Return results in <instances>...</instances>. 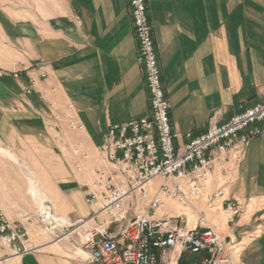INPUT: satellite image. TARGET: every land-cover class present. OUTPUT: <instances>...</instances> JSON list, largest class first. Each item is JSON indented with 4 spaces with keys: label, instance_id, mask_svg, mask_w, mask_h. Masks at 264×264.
<instances>
[{
    "label": "crops",
    "instance_id": "0c3cea01",
    "mask_svg": "<svg viewBox=\"0 0 264 264\" xmlns=\"http://www.w3.org/2000/svg\"><path fill=\"white\" fill-rule=\"evenodd\" d=\"M147 4L178 149L188 142V132L207 131L214 112L227 121L240 106L264 102V0H147ZM16 22V33L11 35L18 44L17 54L24 58L27 54L47 72L32 96L23 97L31 104L32 119L39 117L43 123L52 119L51 109L80 119L86 131L74 132V138L94 151L110 124L149 114L150 93L137 60L129 0H48L39 16ZM2 30L10 39V33ZM7 50L8 44H2V51ZM13 126L8 123V130L22 145L36 140ZM45 127L41 133L54 136ZM261 127L262 134L251 142L223 205L238 202L246 209L231 228V237L244 244V264H264V233H249L256 214L264 226V124ZM53 138L67 149L56 134ZM1 174L0 167V178ZM12 184L0 179V200L7 214L31 213L17 199L10 200ZM87 207L90 213L92 206ZM31 243L34 251L4 264L66 263L65 256L55 252L53 240L31 239Z\"/></svg>",
    "mask_w": 264,
    "mask_h": 264
},
{
    "label": "built area",
    "instance_id": "2783aa9c",
    "mask_svg": "<svg viewBox=\"0 0 264 264\" xmlns=\"http://www.w3.org/2000/svg\"><path fill=\"white\" fill-rule=\"evenodd\" d=\"M129 3L150 112L110 124L106 130L97 148L100 168L94 180L85 183L86 202L93 207L88 217L72 224L43 203L39 219L50 232L62 222L73 225L86 255L76 251L74 264H172L171 252L178 249L179 256H193L191 264H238V245L229 246L211 225H190L188 216L199 213L197 205L202 200L210 209L225 205L227 188L236 182L251 142L262 134L264 102L240 106L227 121H221L217 113L212 115L207 131L188 132V142L178 149L147 0ZM24 70L29 74V93L47 77L41 67L29 71L28 66H15L9 74L19 78ZM63 119L71 132L86 131L80 119L70 114ZM66 146L78 157L83 154L79 146ZM174 201L182 206L177 213L168 206ZM34 250L28 230L9 217L0 200V264Z\"/></svg>",
    "mask_w": 264,
    "mask_h": 264
},
{
    "label": "rangeland",
    "instance_id": "374dc122",
    "mask_svg": "<svg viewBox=\"0 0 264 264\" xmlns=\"http://www.w3.org/2000/svg\"><path fill=\"white\" fill-rule=\"evenodd\" d=\"M47 7L48 0H0V72H2L0 74V167L2 168L0 179L12 180L10 200L15 202L14 199H17L20 202L19 204L27 207V210L31 212L22 216L8 214L9 217L22 223L28 230L29 237L32 240L37 239L38 242L53 240L56 243L55 252L63 257L65 256V264H74L75 259L78 258L75 255L76 251L81 256H86L81 251L79 234L74 230L73 225L70 226L65 222H62V225L53 232L46 228V225L39 219L38 214L41 205L37 204L33 199L28 180L29 176H33L39 182L47 197L43 203L50 204L58 217L74 224L78 219L88 217L93 211L92 207L91 212L88 213V203H85V183L87 181L92 182L100 168L101 156L99 155V150H86L85 148H88V146L85 142L76 140L73 131V133L71 132L72 134H69L68 121L63 119L64 114L54 113L51 109L50 115L52 119L49 117L48 121L44 123L39 117L32 119V116L29 115L32 112L31 104H26L23 97L26 100V96H32L37 86L32 89V92L29 93L27 91L30 88V79L29 74L25 70L21 72L19 78L9 74L15 66L21 69L28 66L29 71L34 67H38L31 58L27 57V54H25V58L17 54L18 44L11 33H16V21L18 19L31 20L34 16H39L41 11ZM24 22L28 23L29 21ZM2 27L10 33V39L3 37ZM6 43L8 44V50L4 52L2 51V44ZM30 49L31 47L27 52L30 53ZM3 53L6 54L2 56L1 54ZM216 113L219 114L216 111L212 115ZM8 123L14 124L12 128L20 130L21 133L25 132L26 135L30 136L35 135L36 140L30 139L28 144L22 145L18 136L10 134ZM42 126H47L54 136L56 134L57 139L60 138L62 144L65 143L68 146L72 145L82 148L83 154L80 153V157H78L76 154L69 152V150L59 147L53 135L47 132V134L41 133L44 130ZM40 133L43 136H40ZM39 139H42L40 142L42 143L41 146L37 143L40 141ZM7 145L14 147V149L9 148ZM85 152L89 154L87 159H84ZM10 153L14 157H10ZM80 158L83 159L82 162ZM219 204L221 208L210 209L205 200L199 202L197 205L199 213L194 214V216L191 214L188 216L190 225L199 223L205 226L211 225L218 229L229 246L231 244L238 245L237 247L240 249L238 264H244L245 260L242 255L244 244L240 242L241 240L231 237V228L242 217L241 214L244 215L246 213V209L241 208L238 202H235V204L230 202L225 208H223L221 203ZM168 206L174 213L182 209V206L175 201L169 203ZM230 206L231 209L228 210ZM254 217L250 224L255 227L250 228L249 233H251L250 236H259L264 233V226L261 225V220L258 219L259 221H256L259 217L258 214ZM247 235L245 234L244 236ZM185 254L190 259L189 264H191L194 259L193 256L188 253ZM174 256L176 257V264H179V259L181 258L179 249L171 252V262H173Z\"/></svg>",
    "mask_w": 264,
    "mask_h": 264
},
{
    "label": "bare ground",
    "instance_id": "6f19581e",
    "mask_svg": "<svg viewBox=\"0 0 264 264\" xmlns=\"http://www.w3.org/2000/svg\"><path fill=\"white\" fill-rule=\"evenodd\" d=\"M10 157H14V156L10 153ZM28 181L30 183V191L32 193L33 199L36 201L37 204L42 205L47 197L45 193L43 192V190L41 189L39 182L36 181L33 178V176H29ZM172 264H176V258H174V261L172 262Z\"/></svg>",
    "mask_w": 264,
    "mask_h": 264
},
{
    "label": "trees",
    "instance_id": "16d2710c",
    "mask_svg": "<svg viewBox=\"0 0 264 264\" xmlns=\"http://www.w3.org/2000/svg\"><path fill=\"white\" fill-rule=\"evenodd\" d=\"M190 259L184 253L181 258L179 259V264H189Z\"/></svg>",
    "mask_w": 264,
    "mask_h": 264
}]
</instances>
